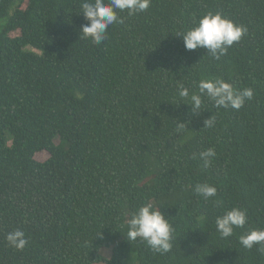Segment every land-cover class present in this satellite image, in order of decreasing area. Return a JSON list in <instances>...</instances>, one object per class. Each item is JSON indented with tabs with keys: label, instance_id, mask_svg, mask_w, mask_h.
<instances>
[{
	"label": "trees",
	"instance_id": "obj_1",
	"mask_svg": "<svg viewBox=\"0 0 264 264\" xmlns=\"http://www.w3.org/2000/svg\"><path fill=\"white\" fill-rule=\"evenodd\" d=\"M83 2L0 0V264H264V245L239 241L264 229V0H151L117 10L100 44L81 33ZM209 12L247 28L220 60L176 36ZM215 78L253 98L181 100ZM202 183L217 195L197 196ZM146 203L171 220L166 253L124 237ZM234 207L248 222L222 238L215 221ZM17 229L22 251L6 239Z\"/></svg>",
	"mask_w": 264,
	"mask_h": 264
},
{
	"label": "clouds",
	"instance_id": "obj_2",
	"mask_svg": "<svg viewBox=\"0 0 264 264\" xmlns=\"http://www.w3.org/2000/svg\"><path fill=\"white\" fill-rule=\"evenodd\" d=\"M151 6V0H85L82 3V14L87 21L82 26L84 37L90 38L95 44L107 39L108 29L111 25L122 22L118 11H127L129 16L146 12ZM247 33V28L224 17L221 13H207L203 15L195 27L190 28L176 36L182 37L187 51L204 49L215 60H220L228 53L230 47L241 41ZM198 94L190 93L187 87L180 86L181 100L190 103L194 110H201L204 98L211 100L216 108L239 110L247 100L253 98V90L244 88L235 89L230 83L221 78L201 79L198 82ZM214 118L205 121V126H212ZM185 126L180 124L178 130ZM215 157V150L208 149L200 153L204 167L211 165ZM195 194L205 200L217 195V188L208 183L197 184ZM171 220L158 207L151 203L140 206L127 220V241H143L154 253L170 251L174 240V228ZM248 222L247 213L240 208H232L217 217L216 230L222 238L230 237L235 229L243 228ZM8 244L17 251H22L28 244L26 234L22 230L8 233ZM240 244L246 249L256 245H264V229H253L239 237Z\"/></svg>",
	"mask_w": 264,
	"mask_h": 264
},
{
	"label": "rangeland",
	"instance_id": "obj_3",
	"mask_svg": "<svg viewBox=\"0 0 264 264\" xmlns=\"http://www.w3.org/2000/svg\"><path fill=\"white\" fill-rule=\"evenodd\" d=\"M13 10H14V9H11V13L13 12ZM7 21H8V18L5 19V20H1V21H0V26L5 25V24L7 23ZM36 159H37L38 161H40V162H44V161H46V160L49 159V155H48L47 153H41V154H38V155L36 156ZM107 255H108V254H107Z\"/></svg>",
	"mask_w": 264,
	"mask_h": 264
}]
</instances>
